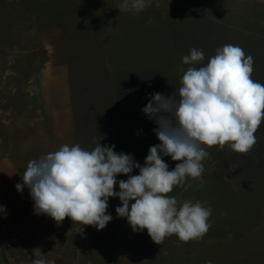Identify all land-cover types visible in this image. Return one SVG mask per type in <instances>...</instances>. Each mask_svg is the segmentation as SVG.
I'll list each match as a JSON object with an SVG mask.
<instances>
[{
	"label": "rangeland",
	"instance_id": "374dc122",
	"mask_svg": "<svg viewBox=\"0 0 264 264\" xmlns=\"http://www.w3.org/2000/svg\"><path fill=\"white\" fill-rule=\"evenodd\" d=\"M120 3L0 0V156L21 176L30 160L77 143L89 151L115 145L143 166L160 141L142 108L150 94H178L190 48L205 53L199 67L217 48L238 45L254 59L252 79L264 84V0H153L139 14L119 13ZM255 136L247 154L206 148L202 177L168 194L212 208L201 239L172 235L158 245L117 216L113 197L104 229L81 233L70 218L59 226L52 219L17 264H32L37 247L55 264H264V122ZM163 159L169 170L178 163Z\"/></svg>",
	"mask_w": 264,
	"mask_h": 264
},
{
	"label": "clouds",
	"instance_id": "9594fccd",
	"mask_svg": "<svg viewBox=\"0 0 264 264\" xmlns=\"http://www.w3.org/2000/svg\"><path fill=\"white\" fill-rule=\"evenodd\" d=\"M153 0H121L119 13H141ZM158 6V5H157ZM151 23V21H149ZM182 63L190 65L181 87L170 96L150 94L142 112L153 120L160 141L148 150L141 166L130 154L114 151L115 145L97 144L91 151L80 144L61 146L30 160L18 192L24 187L34 202V212L51 217L59 226L65 218L78 225L102 230L112 220L109 198H118L115 211L134 232L147 230L161 245L175 235L182 242L201 239L211 228L212 208L191 200L179 202L168 194L204 172L206 148L227 145L233 152L249 153L257 143L255 133L264 122V84L252 79L254 59L238 45L225 44L205 60L202 49H189ZM163 157L177 161L175 168ZM134 169L138 175H132ZM118 175L127 180H117ZM118 184L119 191L114 188ZM131 202V203H130ZM0 205V212H5ZM32 264H55L40 248L32 250ZM207 264H212L208 261Z\"/></svg>",
	"mask_w": 264,
	"mask_h": 264
},
{
	"label": "crops",
	"instance_id": "0c3cea01",
	"mask_svg": "<svg viewBox=\"0 0 264 264\" xmlns=\"http://www.w3.org/2000/svg\"><path fill=\"white\" fill-rule=\"evenodd\" d=\"M17 183H22V178L15 163L7 156H0V205L6 210L0 212V249L3 252V264L7 261L17 264V257L20 258L25 253L29 244L41 240L45 227L52 220L45 214L38 215L34 212L29 189L24 187L22 192H18L15 187ZM5 239L11 241L13 253H9Z\"/></svg>",
	"mask_w": 264,
	"mask_h": 264
},
{
	"label": "trees",
	"instance_id": "16d2710c",
	"mask_svg": "<svg viewBox=\"0 0 264 264\" xmlns=\"http://www.w3.org/2000/svg\"><path fill=\"white\" fill-rule=\"evenodd\" d=\"M0 252H2L1 249H0ZM2 253H3V252H2Z\"/></svg>",
	"mask_w": 264,
	"mask_h": 264
}]
</instances>
